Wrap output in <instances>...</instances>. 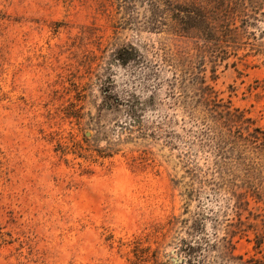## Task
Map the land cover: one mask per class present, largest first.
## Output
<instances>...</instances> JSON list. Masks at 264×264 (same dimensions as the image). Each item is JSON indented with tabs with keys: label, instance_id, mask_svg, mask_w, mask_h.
Listing matches in <instances>:
<instances>
[{
	"label": "rangeland",
	"instance_id": "obj_1",
	"mask_svg": "<svg viewBox=\"0 0 264 264\" xmlns=\"http://www.w3.org/2000/svg\"><path fill=\"white\" fill-rule=\"evenodd\" d=\"M210 99L264 133V0H0V264L264 262Z\"/></svg>",
	"mask_w": 264,
	"mask_h": 264
},
{
	"label": "trees",
	"instance_id": "obj_2",
	"mask_svg": "<svg viewBox=\"0 0 264 264\" xmlns=\"http://www.w3.org/2000/svg\"><path fill=\"white\" fill-rule=\"evenodd\" d=\"M201 83L203 92L210 89L204 85V80ZM209 101H213L214 107H223L220 111H214L217 115V120L213 122L214 127L203 124L204 130L201 133L203 142L207 141L209 146L213 145L217 158L216 172L220 178L212 184L226 191L229 199L235 200L236 208L244 202L241 203V199L245 195L264 205V133L254 126L250 118H244L238 110H232L225 105L220 106L221 100ZM241 128L246 130L247 135L242 134ZM228 149L234 152L235 157L228 156ZM238 183L242 184L241 188H238ZM243 187L247 190L237 192V189L242 190ZM180 251L184 257L189 256L196 260V264H205L204 254L201 253L202 257L199 254L195 256L196 250L191 246L187 245ZM233 259L236 260L233 264H264L254 259H243V256ZM186 263L191 264L192 261H185Z\"/></svg>",
	"mask_w": 264,
	"mask_h": 264
}]
</instances>
